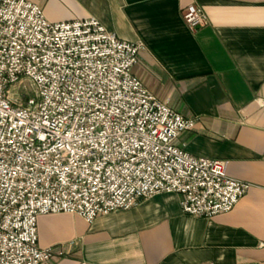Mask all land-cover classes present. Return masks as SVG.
<instances>
[{
  "label": "built area",
  "instance_id": "built-area-1",
  "mask_svg": "<svg viewBox=\"0 0 264 264\" xmlns=\"http://www.w3.org/2000/svg\"><path fill=\"white\" fill-rule=\"evenodd\" d=\"M190 31L206 25L195 5ZM96 19L49 22L28 0H0V264H53L40 249L41 216L87 224L159 194L179 196L184 214L210 219L233 210L251 185L228 163L176 145L192 130L132 73L143 49ZM26 81L33 95L15 98Z\"/></svg>",
  "mask_w": 264,
  "mask_h": 264
},
{
  "label": "crops",
  "instance_id": "crops-1",
  "mask_svg": "<svg viewBox=\"0 0 264 264\" xmlns=\"http://www.w3.org/2000/svg\"><path fill=\"white\" fill-rule=\"evenodd\" d=\"M52 23L96 19L143 49L132 73L192 130L176 145L228 163L251 185L233 210L210 219L184 214L180 197L159 194L91 224L74 215L41 216L40 249L54 264H264V0H28ZM197 6L195 32L182 11Z\"/></svg>",
  "mask_w": 264,
  "mask_h": 264
},
{
  "label": "rangeland",
  "instance_id": "rangeland-1",
  "mask_svg": "<svg viewBox=\"0 0 264 264\" xmlns=\"http://www.w3.org/2000/svg\"><path fill=\"white\" fill-rule=\"evenodd\" d=\"M13 92H14L15 98L17 97L24 98L25 95L26 96L33 95V90L31 89L30 85L26 81L19 82V84L16 86V91H13ZM55 258H60V257H55Z\"/></svg>",
  "mask_w": 264,
  "mask_h": 264
}]
</instances>
